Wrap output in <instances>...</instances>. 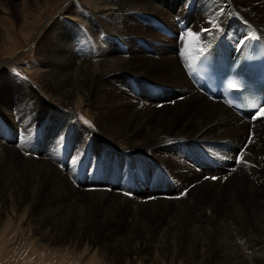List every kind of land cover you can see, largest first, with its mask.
Segmentation results:
<instances>
[{
    "label": "rangeland",
    "instance_id": "obj_1",
    "mask_svg": "<svg viewBox=\"0 0 264 264\" xmlns=\"http://www.w3.org/2000/svg\"><path fill=\"white\" fill-rule=\"evenodd\" d=\"M102 1L0 0V264H242L240 253L264 264V126L201 140L211 119L190 127L185 105L171 103L186 90L156 93L168 87L154 64L161 50L224 18L221 0ZM104 40L109 58L131 57L105 90ZM185 45L191 82L196 43ZM135 127L150 144L158 130L166 149L103 154L104 139Z\"/></svg>",
    "mask_w": 264,
    "mask_h": 264
},
{
    "label": "bare ground",
    "instance_id": "obj_2",
    "mask_svg": "<svg viewBox=\"0 0 264 264\" xmlns=\"http://www.w3.org/2000/svg\"><path fill=\"white\" fill-rule=\"evenodd\" d=\"M219 3L221 5V7H223L221 9V12H222V14H226V16H225L226 18L225 17L222 18L221 20H219V22L216 21V23L213 24V25H209L210 24V21H206V25L205 26H207V27H205V29L207 31L204 32V31H202V29L200 30L201 32L198 34L199 39L198 40H195L196 46L192 50V54H191V55H194V59H193L194 61L191 64V73H190L192 75L191 82L189 81V79H188V81H184V79H182L183 76H185V72H184L183 67L180 65L181 63L184 64V67L185 68H186V65H187L186 61L185 60L183 61V59H182L184 56L180 53V51L183 52L184 49L186 48L185 43H186V39L188 38L187 35L185 36V38H183L184 40H181V41L179 40L180 42L179 43L177 42L178 44L175 43V45H174V47L172 48L171 51L167 52L166 50L162 49L161 52H160L161 58H160L159 62H154V64L157 63V66H160L161 71H162L161 75L163 76V80L165 82H167L166 85L168 86V87L163 86V87H165V91H158L157 90L156 93L159 94L161 92L162 93L164 92L165 93V96L167 95V96H169V98H170V94H171V96H173V97H171V99H173L174 98V93L176 91H178L179 93H181L182 91H185L186 90L185 94H183L184 97H183L182 101H179V102L178 101H173L171 103H172L173 106H176V105L184 106L185 105L183 107L184 108V111H183L184 113L183 114H184L185 119L188 120V122H187L188 123V126L192 127V125H195V123H196V125L198 127V125L201 124L204 120H206L208 118L211 119V122L206 127V129L200 130V133H199L198 137L202 138L201 140H203V139L210 140L211 139V138H209L210 136L209 137H206L208 130L217 129L218 127H221L222 129L223 128H226V129L227 128H230V129H233V130L238 129V130H241V131H247V128H251V130H252L253 127H254V125L257 126V124H260L261 127L264 126V117H258L257 116L258 111H259V108L257 110H255V111H251V112H247L246 113V112H241L240 110H238L235 107H229L228 105H226V103H222L221 101H217L218 99H220V96H212L210 94L212 96V98H209L208 95H207V93H205V91H207V89H205L204 87L200 86L198 84V82H197L198 75L200 74V70L198 69L199 60H201L200 57L203 54V52L221 34H224V36L227 37V40L230 41L231 44L234 45V46H236L238 43H240L242 41V39L245 38L246 35L257 36V37H260V38H262L264 40L263 29H262L263 26H264V0H221V2H219ZM30 9H31V7H30ZM112 9L110 8V5L108 7H105L104 9H102V10H104L102 15H107V16L108 15H111L112 14ZM144 11L145 10H143V12ZM255 14L258 17L261 18V21H263L262 23L258 24V26H257V24L253 20V15H255ZM207 20H209V19H207ZM196 22H197V20L195 21V23ZM191 32H192V30H191ZM110 35H111V33H110ZM109 39H112V40H110V42L112 44L115 43V42H117L119 40V39H117V35L116 36L112 35ZM98 47H99V52H100V55H101L100 56L101 59H100V61H98L99 62L98 63L99 70H96V73L99 75V77H100L99 79H101V87H102V89L105 90V89H107V87H114L117 83H119L118 81L121 78L120 75L122 74V72L124 70L126 71V69L130 66L131 57L128 54V50L121 51L119 49H115L114 57H110L109 58V55H107V50H108L107 40H104ZM201 48L203 49V52L199 51ZM113 58H114V60H113ZM178 63L180 65V68L181 69H179ZM202 67L203 68H207L208 66L206 64H203ZM89 68H87V69H89ZM83 71H77V73L75 74V79L77 78V80H80V79L84 78V76H86V74H85L86 71H84V72ZM96 73L93 72V76H94L95 79H96ZM68 74H70V73H68ZM72 75H73V72H72ZM87 79H88V77H87ZM88 80H90V78ZM51 82H52V80H51ZM109 82H110V84L107 85V83H109ZM79 83H81V82L79 81ZM81 86H82V84H81ZM58 91H59V89H58ZM68 91H70V90H68ZM73 92H74V90H73ZM77 94H79V93H77ZM84 94H85V91H84ZM73 95L74 94H72L70 92L64 91V93L62 95L63 96L62 97L63 98L62 101L64 103H66L69 99L72 98ZM178 96H182V95L179 94ZM57 98H58V96H57ZM59 98H61V97H59ZM132 105H133V107L132 106L131 107L134 108V112H136L137 110H135V107L137 106V104H132ZM262 106H264V104ZM177 112H179V111H177ZM128 114L130 115L129 112H128ZM241 116H243V117L249 116V118L247 117V119H244V118H241ZM118 118L119 117H117V119ZM251 118H252L253 122H250ZM124 120H125V118H124ZM214 120H216V121H214ZM122 123H124V122H122ZM128 127H129V125H128ZM217 130H219V129H217ZM156 131L158 133V130H156ZM215 132H217V131H215ZM157 133L154 134L156 138H155V140L153 141L152 144H150L148 142L149 140L146 141L143 138L142 130H141L140 127L133 128L131 130L130 134L128 133L129 134L128 137L125 136L126 138H123L121 140H117V142H115L112 138H111L112 140H109V138H110L109 137L108 138L109 141L107 139H104V142L107 143L106 146H108L111 143L112 144L111 145V148H109L110 150H107V149L103 148V150H102L103 151V154H105V156H106V155H109L110 154V151H113V150H118V149L119 150H125V149H127V146H130V145H132V148L134 149V152L133 153H135V155L140 154L138 156H144L143 153L149 152L151 150L154 153H156L158 150H162L163 151V148H165L167 146V141L163 142L165 139H161V137ZM226 133H227V131H226ZM178 138H179V136H178ZM263 138H264V135H263ZM180 140H184L185 141L186 138H181ZM211 140H210V142H211ZM229 141H233V139L232 140H229ZM175 142H176V140H175ZM185 142L186 143H190L189 141H185ZM128 144H130V145H128ZM229 144H231V142ZM178 150H179L178 148L177 149L175 148L174 149V152H178ZM155 155H157V154H155ZM117 164H119V162H117ZM46 166H44V168ZM41 167H42V165L40 166V168ZM49 171H50V169H49ZM25 203L26 202H24V204ZM227 253L229 254V252H227ZM227 253H224V255L226 254V256H227L228 255ZM231 254H232V252H231ZM232 255H234V254H232ZM229 256H230V254H229ZM234 256H238V255H234ZM234 256L233 257L231 256V257L234 258ZM235 259H236V261H238V262H240L242 264H248L249 263L248 262L249 258L246 257V256H244V255H242L241 253L239 254L238 257H235Z\"/></svg>",
    "mask_w": 264,
    "mask_h": 264
},
{
    "label": "snow or ice",
    "instance_id": "obj_3",
    "mask_svg": "<svg viewBox=\"0 0 264 264\" xmlns=\"http://www.w3.org/2000/svg\"><path fill=\"white\" fill-rule=\"evenodd\" d=\"M186 35H187V37L191 38V40H198L199 39V37L191 31H188ZM199 51L203 52V49L201 48ZM228 87L231 89V88H233V85L229 84ZM257 116L258 117H264V106L259 107V111H258Z\"/></svg>",
    "mask_w": 264,
    "mask_h": 264
}]
</instances>
